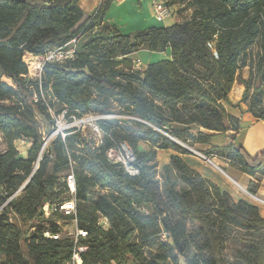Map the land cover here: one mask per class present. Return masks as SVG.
Returning <instances> with one entry per match:
<instances>
[{
  "label": "trees",
  "instance_id": "1",
  "mask_svg": "<svg viewBox=\"0 0 264 264\" xmlns=\"http://www.w3.org/2000/svg\"><path fill=\"white\" fill-rule=\"evenodd\" d=\"M113 1L102 0L96 10L85 12L81 0H0V132L7 144L0 150V264H69L71 238L54 239L45 231L62 232L73 218L59 211L46 215L43 206L70 198L66 176L71 169L77 223L88 232L82 239L88 246L83 264H230L223 254L230 237L250 245L249 254L237 257L242 264H264V216L257 204L231 202L217 187L219 205L212 208L203 177L177 154L172 160L193 191H179L166 177L164 197L154 177L155 165L148 163L154 151L139 150L134 139L135 134L143 140L162 136L160 147L167 148L168 135L198 144L213 137L201 128L239 129L225 103L237 72L249 66L253 73L247 52L256 43V69L264 77V0H195L190 19L126 34L104 21ZM167 1L173 8L184 0ZM73 39V59L44 67L42 87L55 114L64 109L66 116L76 118L89 111L128 114L168 135L131 119L105 118L98 120L101 141L88 143L81 129L70 127L44 145L37 117L51 132L55 118L43 100H35L36 93L41 97L39 81L29 77L24 56L43 55ZM141 49H170L171 58L133 69L134 55ZM242 82L243 100L250 94V77ZM263 92V87L255 88L247 108L259 119H264L258 98ZM162 105L176 125L165 126L171 121ZM20 140L29 143L25 155L15 145ZM121 143L134 151L138 176L108 161L107 151ZM220 155L247 174L264 175L258 157L243 146L231 143ZM247 190L255 195L251 186ZM229 227L245 234L235 235ZM257 231L259 236L250 235ZM190 232L200 240L197 247Z\"/></svg>",
  "mask_w": 264,
  "mask_h": 264
},
{
  "label": "rangeland",
  "instance_id": "2",
  "mask_svg": "<svg viewBox=\"0 0 264 264\" xmlns=\"http://www.w3.org/2000/svg\"><path fill=\"white\" fill-rule=\"evenodd\" d=\"M157 0H137L135 3L136 6L131 4L129 8H126V10L116 9L115 6L117 5V0H114L108 10V12L111 10V14L109 16V20L112 18L117 20L119 23V29L123 33H132L137 30H142L145 28H148L149 25L143 26L141 29H135L134 26L138 23H142L143 20H145V17L148 15H152L154 17V10H153V3H155ZM165 2H168L167 0H163ZM197 3L195 0H184L180 1L173 6V15L166 18L164 21H157L154 18L152 19V22H155L157 26H168L172 25L175 21H183L186 19H190L193 16L194 10L197 7ZM98 8V7H97ZM96 8V9H97ZM95 9V10H96ZM91 12V11H90ZM107 12V13H108ZM107 15V14H106ZM105 15V16H106ZM142 17V18H141ZM108 19V18H107ZM109 22L108 20H106ZM149 51H140L137 56L140 58V67L145 68V64L147 63V55ZM260 53V47L259 43L254 44L251 46L249 51L247 52V61L248 63H252L253 65V73H251V69L249 66H246L248 68L240 69L239 77L241 78L243 72L249 71V77H250V94L246 99H241V102L248 107L250 95L253 92L255 88H264V77L259 76V73L257 72L256 65L258 61ZM148 58V57H147ZM237 72V73H238ZM259 83V86H258ZM258 98L260 99V107L264 104V92L261 93ZM158 103H161L160 100H157ZM239 113L243 112L242 104H238L237 106H234ZM163 112L169 117L171 123L165 124L166 127L170 125H176V122L173 119V116L170 113V110L165 106L162 105ZM56 109L58 107L56 106ZM118 111V109H116ZM116 111V112H117ZM188 111L184 110L186 113ZM97 114L96 112L89 111L88 113H85L81 118H73L74 116H65L64 118L62 116L58 117L55 115V124L56 129L54 131H50L46 123L40 118L37 117V122L39 126L41 127L43 131V135L45 138V146H47L50 142V140L57 134V129L61 128L65 131V129H68L70 127H77L78 129H81L83 132L84 138L88 143H96L100 141V135L93 130V127L88 122H81L82 118L87 119L86 117H91V115ZM230 114V113H229ZM231 115V114H230ZM231 117H234L231 115ZM235 118V117H234ZM234 118L232 120L234 121ZM236 119V118H235ZM84 120V119H83ZM228 120V119H227ZM232 121V122H233ZM230 127V122L228 120V127ZM202 131H205L204 128H201ZM193 133H197L198 129L193 128ZM226 132V131H225ZM221 132V134H216V136H213L209 143H198L195 144L193 140L185 139L180 142V139L176 140L174 137H169L168 147L167 148H161L160 145L164 141V138L162 136H157L153 140H143L138 138L139 135L135 134V141L137 144V148L139 150L149 151L153 150L154 153L151 157V160H149L148 163H151L154 166L153 173L155 179L158 181L160 189L164 190V197H166L165 194V178H169L171 181L175 183V188L179 191L183 190H191L193 191L192 187L181 177L180 170L176 166V164L172 160V155L177 154L179 155L182 160L187 163L191 171L195 174H200L205 181V186L208 188L209 194L207 195V201L211 205L212 208L217 207L219 205V197L216 193V188L219 187L220 189L226 191L228 193L229 199L231 202H237L239 199H245L251 203L257 204L260 207V212L262 215H264V195L258 191H256V185L258 183L252 182V184L247 183V181L243 178L242 170L241 168L235 163L230 162L227 158L220 155V149H223L230 145L231 143H234V145L243 146L239 142V137L235 139V134L233 133H227ZM60 133V132H58ZM241 134V131L239 132ZM166 135V134H165ZM243 135V134H242ZM177 144H174V143ZM16 147L20 151L22 155L26 154V151L29 147V143L25 140H20L15 142ZM188 145V146H186ZM181 146V148H180ZM7 148L6 140L4 138V135L2 132H0V150L5 151ZM183 149H188L190 153H186ZM256 155H253L252 157H255ZM259 162L264 167V153L257 156ZM201 172V173H200ZM255 174L254 179L257 181H260L262 174L257 173ZM204 175V176H203ZM252 187L255 189V195L251 194L247 189L249 187ZM105 191V190H104ZM67 229H71V227H67ZM231 232L235 233V235H243L245 232L239 231L236 228L229 227ZM192 231V229H190ZM259 232H250V235L252 236H259ZM190 239L192 241V245L197 247L196 241L199 243L200 240L196 234L193 232H190ZM194 238V239H193ZM250 253V245L249 243H246L244 241H237L234 238L230 237L227 239L224 247V257L230 264H242L238 260V255L240 253ZM197 256H201L200 251L197 253Z\"/></svg>",
  "mask_w": 264,
  "mask_h": 264
},
{
  "label": "built area",
  "instance_id": "3",
  "mask_svg": "<svg viewBox=\"0 0 264 264\" xmlns=\"http://www.w3.org/2000/svg\"><path fill=\"white\" fill-rule=\"evenodd\" d=\"M154 17L157 21H164L166 18L173 15V8L167 4L163 0L155 1L153 5ZM77 39H73L72 41L49 50L47 53L43 55H36L33 53H26L24 56L25 62L29 66L28 75L31 78L37 79L39 81V89L41 93V97L36 93L35 100H43L44 103L48 106V111L53 115H57L58 117L62 116L63 118L66 116V109L60 112V114H55L54 109L48 104V100L45 97V92L42 87V78L44 67L48 62H63L68 59H73L77 53ZM140 59H134L133 69L143 70L140 67ZM55 118V117H54ZM75 118V116L73 117ZM81 119V122H88L92 125L93 130L97 132L100 136V141L102 139V134L100 127L98 125V120L105 118H123V119H131L134 121L145 123L156 130L168 135L162 129L155 127L154 125L132 115L128 114H95L91 115V117H86ZM84 119V120H83ZM66 130V129H65ZM57 133L60 132L63 136L65 135V131L61 128L57 129ZM169 136V135H168ZM171 137V136H170ZM107 159L110 163L116 164L122 168V170L128 174L129 176L135 177L140 174V167L137 162V157L134 151L130 148L127 143H121L114 147H111L107 151ZM66 183L69 189L70 198L66 199L62 202H47L43 206V210L46 215H50L53 211H59L65 215L71 216L73 218V222L68 225L71 229H67L68 226L64 228L62 232H50L45 231V236L58 239L62 236H67L71 238L73 242L72 253L70 257L69 264H83V253L87 251L88 246L82 241L83 238L88 236V232L83 228L79 227L77 223V201H76V180L73 170L71 169L66 176ZM103 222H107V219L104 217L102 219ZM57 224L60 225V221H57Z\"/></svg>",
  "mask_w": 264,
  "mask_h": 264
},
{
  "label": "crops",
  "instance_id": "4",
  "mask_svg": "<svg viewBox=\"0 0 264 264\" xmlns=\"http://www.w3.org/2000/svg\"><path fill=\"white\" fill-rule=\"evenodd\" d=\"M101 1L102 0H81L80 5L85 12H90V11L92 12L100 5ZM136 2L137 0H117V5L115 6V8L126 10V8H129L131 4L132 5L134 4L136 6L135 4ZM110 14H111V10L105 16L104 21L107 22L106 20H108L109 22L107 23L115 25L119 28V23L117 22V20L113 18L109 20ZM153 18L155 19V17H153L152 15H148L147 17H145V20H143L142 23H138L137 25L134 26V28L136 27L135 29H141L146 24L149 25V27L157 26L155 22H152ZM168 26H171V25H168ZM168 26H165V27H168ZM140 51L148 52L149 50L141 49ZM140 51H138L135 55L137 56V54ZM170 55H171L170 49H167L165 52L149 51L147 55L148 58L146 57L147 63L145 64V67L147 64L158 62L162 59H168V58L170 59L171 58ZM136 56H135V59H137ZM138 59L140 58L138 57ZM245 68H248V67H244L242 69H245ZM248 77H249L248 70L246 72H243L241 78L239 77V72L237 73V78L234 82L231 92L229 93L228 103H225V107L228 113H230L236 119H238L239 129L237 131L228 130L225 132V134L227 133L235 134V139L239 137L238 139L239 142L243 145L244 149L247 151L248 154H250L251 156L253 155L258 156L264 153V119H259V118L254 117L247 110L248 107L245 106L241 102V99H242V96L245 90V86L242 81L243 79H247ZM238 104H242L243 112L241 113H239L238 110L234 107V106H237ZM240 131H241V134L239 133ZM204 132L212 134L213 136H216V134H221V132L208 131V130H205ZM242 175H243V178L247 181V183L249 184H251L252 182L258 183V185H256L255 187L256 191L264 195V175L261 176L260 181H257L256 179H254L255 175H250L245 172H242ZM262 201L264 202V200Z\"/></svg>",
  "mask_w": 264,
  "mask_h": 264
},
{
  "label": "water",
  "instance_id": "5",
  "mask_svg": "<svg viewBox=\"0 0 264 264\" xmlns=\"http://www.w3.org/2000/svg\"><path fill=\"white\" fill-rule=\"evenodd\" d=\"M258 86H259V83H258ZM224 125H225L226 128L228 127V120L226 118L224 119ZM27 182L23 185V187L27 184Z\"/></svg>",
  "mask_w": 264,
  "mask_h": 264
},
{
  "label": "bare ground",
  "instance_id": "6",
  "mask_svg": "<svg viewBox=\"0 0 264 264\" xmlns=\"http://www.w3.org/2000/svg\"><path fill=\"white\" fill-rule=\"evenodd\" d=\"M142 18V17H141Z\"/></svg>",
  "mask_w": 264,
  "mask_h": 264
}]
</instances>
